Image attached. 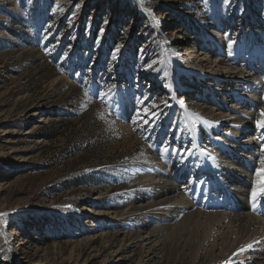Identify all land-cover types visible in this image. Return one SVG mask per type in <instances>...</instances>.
<instances>
[{"label":"rangeland","instance_id":"obj_1","mask_svg":"<svg viewBox=\"0 0 264 264\" xmlns=\"http://www.w3.org/2000/svg\"><path fill=\"white\" fill-rule=\"evenodd\" d=\"M224 101L264 106V0H0V264H192L215 224L167 218L234 173L226 132L190 116L228 122ZM207 241L196 264L236 247Z\"/></svg>","mask_w":264,"mask_h":264},{"label":"bare ground","instance_id":"obj_2","mask_svg":"<svg viewBox=\"0 0 264 264\" xmlns=\"http://www.w3.org/2000/svg\"><path fill=\"white\" fill-rule=\"evenodd\" d=\"M202 61H206V60L202 58ZM211 62L209 61V63ZM187 65L191 70L190 72L197 70L195 60H189L187 62ZM206 71L209 72L208 70H206L205 67H201L202 73L208 74ZM194 90L196 89L195 88L185 89L184 87H181L179 90V94L181 96L186 97V100H190V98L187 96L190 91H194ZM248 98L256 99L257 94L254 93L251 96L248 95L247 100ZM230 102L232 101H227V102L224 101L221 103V106L218 108L222 110V112L219 113L220 118L226 115L227 112L225 113L224 110L225 108L226 111H228L230 115H232L231 119L228 120V122L215 124L216 122L214 123L212 119L210 120L212 121V123L207 122L206 121L207 118H203V116L200 114L192 113V115L190 114L189 115L194 120L195 122L194 125L197 122L201 121V125L206 127V129L209 128V126L212 124L217 127L216 129L218 130L220 129V131L226 132L224 135V139L222 138L223 141L222 140L221 141L224 142V147L227 148V150L230 153L235 154V156L234 157L232 156V158H237V161L236 162L227 161L224 162V164L229 169H231L235 174L233 173L224 180L220 178L221 180H223L219 182L221 187H218V190H215L214 191L215 193H213V195L211 194L212 196L210 198L204 197L205 199L201 201V199H199L198 197H194V199L192 200L189 198L181 199L183 198L181 197L178 198L175 202H172L171 206L174 207L175 205L177 206L179 205L182 206V208L181 210H179V212L173 211L172 214H169L167 221L176 219L177 216H185L188 218L191 216L192 217L196 216L198 217L197 219L198 222H200L201 218L203 217L204 218L203 221L208 220L209 222H212L213 225L215 224V228L213 230L210 229L207 230L203 237L204 239L203 242H208L207 241L208 239L212 240L211 241L212 247L210 249V251L212 252L218 246V244L216 243L218 242V240L222 241L223 237L226 234L232 235L235 238L236 247L231 251V253L227 254L223 252L225 250L222 248L221 245H219V248L222 250L224 254L219 261H216L213 264H223V262L228 260L229 257H231V263L236 262L237 264H264V215L263 213H259V212L255 213V210L260 211V209H264V206H262L264 204L263 203L264 198L262 194L258 195L257 201H259L258 202L259 206L257 205L256 206L257 208L255 209L253 208V203L251 202L249 203L250 200H253L252 199L253 190L255 189L257 192H261L262 186L264 185V177L259 178V176H261V174L264 173V170L256 169V179L249 178L251 173V168L253 167L257 168V164H258V162L256 161L257 158L260 157L261 161L264 160V153L261 152V149L259 147L257 148V146L260 145L259 142L257 141L258 138L254 139L253 137L255 133L264 131V128L260 126L261 124H264V109H263L264 106L263 108L259 107L256 105L257 102L255 103L254 101L252 103V106L250 105L251 108L247 109L246 107H244L245 105L243 104L242 101H241L242 105H239V107L230 104ZM237 110L240 111L237 112ZM210 114L211 113H209V115ZM39 115H41V113ZM202 120L204 122H202ZM220 133L222 134V132ZM216 161L217 160L214 159L208 165L214 167L217 164V162H219ZM165 181L166 180H164L163 184L166 185ZM163 184L161 187L162 190L166 192L165 194H170L174 191V189H177V186L175 185L177 183H175L174 181L171 184L167 183L168 185H166L165 187ZM169 200L172 201V198L170 197ZM200 206L206 209H210L212 210V212L210 211L207 213L197 212ZM249 207L253 209L252 212H249ZM219 229H221V231H219ZM30 234H31V228L27 227L26 229H24V233H22L21 237H19V244L22 245L26 244L27 246L33 245V249L36 250L37 244L35 243V240L33 238L29 237ZM187 234L188 235L186 239L188 241H191L193 238L192 234L190 232ZM218 235H220L219 238ZM203 242L199 243L198 249L193 254L192 264H196L197 257L199 256V249L200 247H202V244H205ZM249 244L252 245L251 248L247 247V245ZM240 248H244V251L242 252L238 251ZM233 253H236V255L233 256Z\"/></svg>","mask_w":264,"mask_h":264},{"label":"snow or ice","instance_id":"obj_3","mask_svg":"<svg viewBox=\"0 0 264 264\" xmlns=\"http://www.w3.org/2000/svg\"><path fill=\"white\" fill-rule=\"evenodd\" d=\"M229 46H231V42H230V45H229ZM117 51H118V49H117ZM113 58H115V54L113 55ZM147 67H151V65H148ZM77 75H78V74H77ZM113 87H115V86H113ZM109 91H110V90H109ZM85 95H87V93H85ZM99 95H100V96H105L106 93H104V92H100ZM163 103L166 104L167 102H166V101H163ZM154 106H155V105H154ZM145 111H147V110H145ZM137 115H139V113H138ZM260 126H261V127H264V124H261ZM164 151L167 152L168 149L165 148ZM176 151H179V149H177ZM262 164H264V160H262ZM260 194H264V189H261V192H257L255 189L253 190V193H252V199H253V208H254V209H255V207H256V205H255V201L257 200V197H258V195H260ZM4 215H6V213H0V216H4ZM247 247H248V248H251L252 245L249 244V245H247ZM238 251L242 252V251H244V248H240ZM234 255H236V253H233V256H234ZM223 264H231V257H229L228 260L224 261Z\"/></svg>","mask_w":264,"mask_h":264},{"label":"trees","instance_id":"obj_4","mask_svg":"<svg viewBox=\"0 0 264 264\" xmlns=\"http://www.w3.org/2000/svg\"><path fill=\"white\" fill-rule=\"evenodd\" d=\"M61 125H62V124H61ZM64 128H65V125L61 126V127H60V130H58V131H57L56 129H54V133H52V135L55 136L57 132L62 131ZM56 131H57V132H56Z\"/></svg>","mask_w":264,"mask_h":264}]
</instances>
